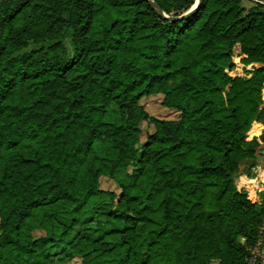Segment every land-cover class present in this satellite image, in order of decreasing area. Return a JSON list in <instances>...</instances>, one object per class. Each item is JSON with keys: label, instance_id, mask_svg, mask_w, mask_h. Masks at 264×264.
I'll use <instances>...</instances> for the list:
<instances>
[{"label": "trees", "instance_id": "trees-1", "mask_svg": "<svg viewBox=\"0 0 264 264\" xmlns=\"http://www.w3.org/2000/svg\"><path fill=\"white\" fill-rule=\"evenodd\" d=\"M263 105L254 0H0V264H249Z\"/></svg>", "mask_w": 264, "mask_h": 264}, {"label": "rangeland", "instance_id": "rangeland-1", "mask_svg": "<svg viewBox=\"0 0 264 264\" xmlns=\"http://www.w3.org/2000/svg\"><path fill=\"white\" fill-rule=\"evenodd\" d=\"M238 51L237 47L235 48V53ZM239 73H241L242 75H247V71H239ZM162 96H155V97H149V98H145L142 100V104L145 106L146 110L153 116L155 117H159V118H166V119H176L178 117V114L170 111L166 108H164L162 106ZM264 106V105H263ZM114 117H116V110L115 108H112L110 115H109V119H114ZM144 134H147L148 132L152 131V126L148 125V123H143L142 125ZM96 150L97 152H99L100 154H106V155H113L114 151L111 148V146L107 143H99L96 145ZM246 168V165H242L241 169L244 170ZM255 168H262L264 169V158L263 157H258L257 159V167ZM244 175L241 174L237 181L236 184L239 185V180L240 177ZM243 182H249L247 178H243L242 179ZM102 188L103 189H111V190H117L116 185L114 184L113 181L108 180L106 178L102 179ZM104 200V198H97L94 199L90 205L88 206L87 209L81 210L78 213V217L83 221L86 217H88L89 212L99 203H101ZM244 240H242L239 244H243ZM120 251H117L115 253V259L118 260L120 255H119ZM71 264H80L79 260H75L73 262H71Z\"/></svg>", "mask_w": 264, "mask_h": 264}, {"label": "built area", "instance_id": "built-area-1", "mask_svg": "<svg viewBox=\"0 0 264 264\" xmlns=\"http://www.w3.org/2000/svg\"><path fill=\"white\" fill-rule=\"evenodd\" d=\"M239 53L240 51H237L233 57V61L236 65L235 68L233 70H226L227 74L232 78L237 76L244 77L245 75H242L239 71H251L257 66L256 64L250 66L241 64L238 58ZM261 169L262 168H256L253 176H248L246 174L242 175L239 180V185L237 184L238 191L245 192L252 203L260 205L264 202V176L261 175ZM243 178L255 182H243ZM247 249L249 251V264H264V220L257 240Z\"/></svg>", "mask_w": 264, "mask_h": 264}, {"label": "water", "instance_id": "water-1", "mask_svg": "<svg viewBox=\"0 0 264 264\" xmlns=\"http://www.w3.org/2000/svg\"><path fill=\"white\" fill-rule=\"evenodd\" d=\"M147 1L150 3V5L152 6V8H153V9H154L159 15L168 18L170 21H177V20H181V19H186L187 17H189L190 15H192V14L198 9L199 4L201 3V0H198V1H197V4H196V5H195L190 11H188L185 15H183V16L180 17V18H171V17H168L165 13H163V12L161 11L160 7H159L156 3H154L152 0H147ZM254 1L259 2V3H261V4L264 5V0H254ZM256 156H257V158H258V157H264V146H262V147H260V148L258 149V151H257V153H256Z\"/></svg>", "mask_w": 264, "mask_h": 264}, {"label": "crops", "instance_id": "crops-1", "mask_svg": "<svg viewBox=\"0 0 264 264\" xmlns=\"http://www.w3.org/2000/svg\"><path fill=\"white\" fill-rule=\"evenodd\" d=\"M237 49H238V51H240V46L238 45L237 46ZM255 125H259L260 126V133L259 134H257V135H254V136H249V133H248V140L250 141V140H253L254 138H259L261 135H262V133L264 132V125L263 124H261V123H255L253 126H252V129H253V127L255 126ZM251 129V130H252ZM264 158V157H263ZM256 168H254L253 169V173H254V170H255ZM258 169V168H257ZM261 175H263L264 176V169H261Z\"/></svg>", "mask_w": 264, "mask_h": 264}, {"label": "bare ground", "instance_id": "bare-ground-1", "mask_svg": "<svg viewBox=\"0 0 264 264\" xmlns=\"http://www.w3.org/2000/svg\"><path fill=\"white\" fill-rule=\"evenodd\" d=\"M249 182L248 183H254L255 181H253V180H248Z\"/></svg>", "mask_w": 264, "mask_h": 264}]
</instances>
